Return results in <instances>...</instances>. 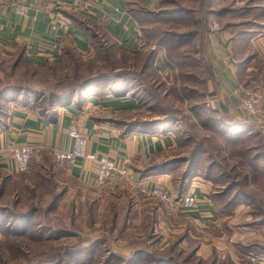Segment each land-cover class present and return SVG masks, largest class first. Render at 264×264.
<instances>
[{
    "label": "rangeland",
    "instance_id": "obj_1",
    "mask_svg": "<svg viewBox=\"0 0 264 264\" xmlns=\"http://www.w3.org/2000/svg\"><path fill=\"white\" fill-rule=\"evenodd\" d=\"M128 1L146 48L148 45L162 46L165 50L171 71L168 76L163 78L154 70L151 50L129 54L104 46L101 41H94L89 54L70 51L66 61L59 65L27 63L19 51L0 47V118L5 119L8 112L5 96L11 92L17 94L22 91V101L33 98L35 103L44 96L43 103L37 102V105L46 107L66 99L73 84L79 85L75 93L86 92L96 85H99L100 92L106 94L118 93L127 87L143 102L145 112L142 118L150 121L151 125L168 123L169 127L179 131L182 138L191 137L193 145H188L190 150L201 141L203 153L194 159V169L202 176L211 173L217 190L226 193V200H221L222 204L218 202L220 211L224 209V214H231L235 211L233 206L249 203L251 210L248 211L257 214L259 223L247 228L263 229L258 238L244 242L240 236L234 235L235 231H230L233 224L222 228L199 227L179 214L177 222L183 233L199 234L192 240L189 238L186 241L188 245L179 246L180 236L174 232L173 223L178 212L157 199H146L137 193L135 201L138 200L141 207H145L147 201L164 212L158 231L163 234L162 246L165 249H159L155 244L147 247L150 260L174 257L179 264H264V260L259 263L254 259L256 256L264 257V141L251 120L247 119L249 125L242 126L227 121L209 108L206 103L210 97L207 88L210 71L203 60L208 30L211 27H240L238 24L254 17L248 9L251 3L249 0H157L156 7L148 9L147 0ZM181 63H185L184 66L181 67ZM246 75L250 77L246 78ZM242 77V86L252 87L257 83L264 93V72L260 69L244 72ZM62 167L49 154H35L30 169L8 185L7 193H0V208L3 210L0 213V264L108 263L111 254L109 235L114 243L116 230L125 231L122 222L114 223L117 211L118 214L123 211L110 198H102V202L92 205L69 202L59 206L63 188L71 184ZM179 176H182L181 168ZM58 182L62 190H57ZM71 187L75 186L71 184ZM57 198L59 200L54 202ZM228 200L233 205L222 208ZM52 203L57 208L47 214L46 208ZM32 211L37 212L36 216L23 220L25 233L18 234L20 222L17 215H29ZM131 214L136 215L133 211ZM246 219L247 211L240 210L230 222L236 221L240 227L246 228ZM143 221V226L139 221L131 225L132 233L148 231L153 227L152 223L155 231V218L148 217ZM219 231L224 232V236L219 237L222 235ZM207 233L216 234L215 239L220 242L214 257L209 260L192 252L202 235ZM229 244L233 246L230 253ZM121 247L116 246V250ZM153 261L146 263L155 264ZM118 262L115 260L112 264Z\"/></svg>",
    "mask_w": 264,
    "mask_h": 264
},
{
    "label": "crops",
    "instance_id": "obj_2",
    "mask_svg": "<svg viewBox=\"0 0 264 264\" xmlns=\"http://www.w3.org/2000/svg\"><path fill=\"white\" fill-rule=\"evenodd\" d=\"M12 1L23 6L22 13L10 7ZM249 2L248 9L254 17L242 24L250 27H242V24H238L240 27H211L203 47V60L210 71L207 86L210 97L205 103L227 121L242 126L249 125L238 107L242 76L244 72H256L258 69L264 72V0ZM156 5L157 0H147L148 9ZM94 41H101L104 46L129 54L151 50L154 70L163 78L171 73L163 47L154 49L148 45L146 48L147 44L142 39L128 0H0V47L19 51L27 63L61 64L66 61L70 51L89 54ZM143 45L145 47L140 51ZM249 77L246 75V78ZM98 86L76 93L69 101L57 103L45 111L37 107L33 98L22 101V94L9 93L5 96L8 112L5 119L0 118V187L3 193H7L8 185L17 181V177L22 174L18 172L12 155L14 146L30 145L35 148V154H49L54 158V151L72 150L73 140L68 135V128L75 124L87 138V150L98 157L106 156L115 160L126 172L127 178L117 188H103L97 182L96 164L87 159H77L70 167H62L63 173L75 187L70 184L62 190L58 182L57 190L61 189L63 194L59 206L60 203L67 205L69 202L92 205L102 202V198L115 201L123 213L118 214L117 211L115 219L118 221L114 219V223L122 222L125 231L116 230L114 243L109 235L110 250L114 254L129 257L136 249L154 244L159 249H165L162 246L163 234L158 231L161 229L163 209L151 206L147 201L145 207H141L140 202L135 201L140 185L165 187L176 198L179 192H193L196 196L198 202L195 208L178 206L174 210L178 212L173 217L175 227L168 223L175 228L174 232L179 233V246L187 244L189 238L192 240L199 236L191 232L183 233L177 222L179 214L199 227L222 228L223 225L233 224L236 227L232 225L230 231H235L234 235L240 236L244 242L246 239L258 238L263 229L257 231L247 228L259 223L256 221L257 214L248 211L251 210V204L240 203L234 206L235 211L231 214L220 211L218 202L223 198V193L217 190L212 174L202 176L193 168L194 159L201 155L196 153L194 158L195 147H190V150L188 146L192 143L191 137L182 138L179 131L169 127L168 123L154 130L134 126L136 121L150 122L142 118L145 106L137 94L128 91L127 87L118 93L103 94ZM255 125L264 141V127ZM181 181L183 188L181 186L180 190ZM137 210L138 213L135 212ZM240 210L247 211L246 228L240 227L236 221L230 222ZM132 211L136 215H132ZM148 217L156 219L155 231L152 223L150 230L132 233L133 224L139 221L143 226V220ZM219 234H222L219 237L224 236V232L219 231ZM215 236L214 233L202 235L195 247L198 257L208 260L214 257L218 250L217 243H220ZM121 244L125 247L122 248ZM115 245L121 247L119 251ZM229 245L230 253L233 246Z\"/></svg>",
    "mask_w": 264,
    "mask_h": 264
},
{
    "label": "built area",
    "instance_id": "obj_3",
    "mask_svg": "<svg viewBox=\"0 0 264 264\" xmlns=\"http://www.w3.org/2000/svg\"><path fill=\"white\" fill-rule=\"evenodd\" d=\"M49 2L50 0H45ZM12 9L22 13L24 8L21 4H17L16 1L10 3ZM144 45L140 51L144 49ZM152 48H156L152 46ZM264 93L262 87L257 83L252 87L241 86L238 90V107L243 116L256 123L257 125L264 127ZM68 135L73 140V148L70 151H54L52 154L55 160L63 167H70L76 162L77 159H87L96 164V174L98 184L107 189L117 188L120 183L127 178L126 172L123 171L117 162L106 156L98 157L96 154L87 150L88 141L87 138L81 133L77 125L72 124L68 128ZM12 155L15 161L18 172L24 173L30 169L33 155H35V148L30 145L14 146L12 148ZM139 195L146 199H159L168 205L172 210L176 208H195L197 205V198L193 192L183 193L180 197L176 198L165 187L149 188L144 185L138 186L137 189ZM264 256V255H263ZM257 261L260 263L264 260V257L256 256ZM255 261V260H253Z\"/></svg>",
    "mask_w": 264,
    "mask_h": 264
},
{
    "label": "trees",
    "instance_id": "obj_4",
    "mask_svg": "<svg viewBox=\"0 0 264 264\" xmlns=\"http://www.w3.org/2000/svg\"><path fill=\"white\" fill-rule=\"evenodd\" d=\"M207 12L208 11H206V14H207ZM134 14V13H133ZM151 54H152V56H153V53L151 52ZM22 56V53H21V55H20V57ZM152 56H150V59H152ZM182 59V58H181ZM171 60H173L172 58H171ZM176 62H178L179 63V61H176ZM62 64V63H61ZM184 64L185 63H181V67L182 66H184ZM55 65H59V64H55ZM91 85V84H90ZM79 85H77L76 86V84H73V88L71 89V92L69 93V95L67 96V98L66 99H64V100H61V101H59V102H57V103H61V102H67V101H69L71 98H73L74 96H75V89H76V87H78ZM12 93V92H11ZM17 94H22V91H18V93ZM103 94H106V93H104L103 92ZM138 97V96H137ZM44 96H42L41 97V99H39V101H37V102H42L43 103V100H44ZM36 102V103H37ZM51 102V101H50ZM49 102V103H50ZM57 103H55V104H57ZM54 103H50L48 106H46V107H42V106H39V105H37V107L39 108V109H41V111H45V110H48L49 108H51L53 105H55ZM133 125L134 126H143V127H145V128H150V129H152V130H154L155 128H157L158 126H160V125H158V126H153V125H151L150 124V122H142V123H140V122H138V121H136V122H134L133 123ZM201 142V141H200ZM200 142H198L197 144H196V146H195V153H194V155L197 153V155L198 154H200V153H203V148H202V146H201V144H199ZM203 142V141H202ZM209 147V146H208ZM197 155H195V156H197ZM195 161V160H194ZM194 161H193V163H194ZM195 164V163H194ZM193 165L191 164V167H192ZM193 168H194V166H193ZM186 175V174H185ZM183 181V180H182ZM182 181H181V183H180V188H181V186H182ZM182 188H183V186H182ZM1 189V188H0ZM181 190V189H180ZM2 189L0 190V193H1V195H2ZM184 192H180V195H179V197L183 194ZM223 198L221 199L222 201H224V200H226L225 198L227 197V195H226V193H223ZM59 200V198H57L56 200H54V202H57ZM220 200V201H221ZM222 201L220 202L221 204H222ZM58 204V203H57ZM54 203H52V205H49L47 208H46V212H47V214H51V213H53L54 211H55V209L57 208V205H55V208H54ZM231 205H233V203H231V200H228V201H226V203H224V205H223V207L222 208H228V207H230ZM1 206V205H0ZM234 207V206H233ZM3 210L0 208V213L2 212ZM222 211H224V209H222ZM36 214H37V212L36 211H32V212H30V214L29 215H27V214H22V215H17V219H19V221L18 222H20V232H18V234H23V233H25V227H24V223H23V220H26V219H32V218H34L35 216H36ZM48 230V229H47ZM49 230H51V229H49ZM52 232H55L56 233V231H54V230H51ZM41 232H43V231H41ZM45 232V231H44ZM62 231H57V233H61ZM46 234V233H45ZM104 243V242H103ZM194 250L195 249H193L192 250V252H193V254L195 255V252H194ZM133 255L134 256H132L131 258H125V256H122V255H117V254H114L113 252H111V254H110V259L108 260V263L106 262V264H112L115 260H118L119 262V264H145L146 262H148V260L151 262V261H153V260H155V261H153V262H155V264H179V262L177 263L176 262V260L174 259V257H163V258H160V259H153V260H150V257H151V255H149V252H148V248L147 247H141V248H139V249H136L135 250V252L133 253ZM177 257L179 258V256L177 255ZM147 264V263H146ZM211 264H214V262H212Z\"/></svg>",
    "mask_w": 264,
    "mask_h": 264
}]
</instances>
